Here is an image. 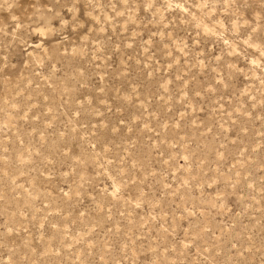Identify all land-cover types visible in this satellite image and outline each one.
I'll use <instances>...</instances> for the list:
<instances>
[{
  "label": "clouds",
  "instance_id": "1",
  "mask_svg": "<svg viewBox=\"0 0 264 264\" xmlns=\"http://www.w3.org/2000/svg\"><path fill=\"white\" fill-rule=\"evenodd\" d=\"M73 47L75 52L71 51ZM109 53L131 61L127 65L129 73L135 68L147 74L145 80L151 77V82L158 85L150 106L167 109L164 98L170 97L177 110L184 108L187 112L194 102L197 111L200 107L205 112L214 109L224 119L227 110L221 109L225 103L229 108L241 103L238 84L242 77L264 99V0H0V114L8 118L7 125H0V132L24 121L27 128H39L50 117L43 107L36 109V103L43 105L41 93H48L52 115L57 117V124L42 129L49 135L48 143L62 144L57 149L60 157L71 161L72 157L63 150L69 146L67 139L79 138L81 132H86L87 138L80 141L83 151L72 167L77 169L76 176L89 167L94 175L78 187L86 196L87 189L96 191L110 178L121 186L122 191L115 197L118 202L130 190L131 170L125 175L122 167L126 165L116 156L111 166L105 162L103 145L90 126L99 115L108 124L96 125V132L105 128L111 134L119 128L107 115L112 109L105 106L101 112L100 102L107 100L110 92H115L114 101L122 102L125 98L121 89L107 81H96L97 73L92 71L107 68L96 61L107 60ZM157 55L159 65L154 59ZM170 61L171 70L165 67ZM117 71L123 82L131 80L130 75ZM116 78L113 73L112 79ZM132 82L144 86L140 79ZM228 97L232 98L230 102ZM26 111H33V116L38 111L39 123L27 117ZM65 115L73 119L65 120L61 130L58 122ZM139 115L141 122H153L157 127L160 124L159 119L145 121L143 111ZM24 135L32 134L25 129ZM97 144L100 151L96 150ZM33 146L44 147L38 139ZM112 148L115 152L114 143ZM48 154L56 158L55 153ZM33 156V167L39 162L58 183L67 182L63 171L45 163L43 153ZM105 169L111 177L106 176ZM230 175L231 179L209 166L207 173L201 170L194 173V178L190 176L185 189V203L206 205L210 216L225 218L230 231H223L219 241L214 233L201 234V217L197 214L196 220L189 221L196 229L195 238L191 231L186 237L192 240L190 248L181 247L183 226L177 220L174 227L169 224L172 232L165 230L157 235L155 244L151 237L139 242L135 254L131 243L123 254L117 245L115 253L109 254L111 264H253V257L258 264H264V181H253L254 186H249L245 177L237 180ZM102 198L115 207L106 188ZM112 235H117L114 230ZM5 255L10 257L8 264H30L39 259L38 253L33 256L23 246L0 254V264Z\"/></svg>",
  "mask_w": 264,
  "mask_h": 264
},
{
  "label": "rangeland",
  "instance_id": "2",
  "mask_svg": "<svg viewBox=\"0 0 264 264\" xmlns=\"http://www.w3.org/2000/svg\"><path fill=\"white\" fill-rule=\"evenodd\" d=\"M75 50V47L71 49L72 52ZM154 59L159 65V55ZM129 63L132 62L111 53L107 60L101 58L96 61L97 65L106 64L107 68L92 69L97 73L95 80L101 83L107 81L121 89L125 99L116 102L115 92H110L109 98L100 102L101 112L105 111V106L112 109L107 115L112 122L118 123V129L111 134L105 128L96 132V125L108 124V120L99 115L90 126L103 145L105 162L111 166L116 162L113 159L116 156L126 165L122 167L125 175L131 170L130 190L125 191L116 202L115 197L122 189L109 178L96 191L87 189L85 196L78 185H83L84 180L94 172L89 167L76 176L77 169L72 164L79 160L83 151L80 141L88 134L81 132L79 138L73 136L67 139L69 146L63 150L72 157L71 161L60 157L57 149L62 144H49V135L42 130L49 124H57V117L52 115V106L48 104L49 95L42 92L43 105L37 102L36 109L43 107L50 119L44 120L39 128H27V121H24L17 122L7 132H0V254L13 247L19 250L23 246L33 256L39 255V259L31 260L30 264H41V261L43 264H111L109 254L115 253L117 245L120 254H123L131 243L135 254L139 242L151 237L155 244L157 235L165 230L172 232L169 224L174 227L177 220L183 226L181 247L190 248L192 240L186 237L191 231L195 238L196 229L189 221L196 220L197 214L201 217V234L214 233V238L219 241L223 231H230L226 220L210 216L206 205L197 207L185 203L189 177L194 178V173L201 170L207 173L211 166L213 172L219 171L229 179L232 178L230 174H234L237 180L245 177L249 186H254L253 181H264V99L253 91L246 78L242 77L238 84L241 103L234 108H229L225 103L221 111L226 109L227 116L221 119L214 109L205 112L200 107L197 111L198 105L194 102L187 112L184 108L177 110L172 106L170 97L164 98L167 109L150 106L152 94L158 85L151 82V77L145 80L147 74L135 68L129 73ZM165 67L171 70V61ZM117 69L130 75L131 80L123 82ZM113 73L117 76L115 80L112 79ZM136 79H140L144 86L132 82ZM231 99L228 97L229 102ZM179 103L180 98H177L176 105ZM140 111L144 112L145 121L159 119V126L153 122H141ZM26 116L39 123L36 119L38 111L35 116L33 111H26ZM72 119L65 115L59 119L58 126L63 130V122ZM7 124L8 118L0 114V125ZM17 127L20 128L19 132L16 131ZM25 129L32 134L30 137L24 135ZM38 131L39 136L36 135ZM36 139L44 147H34ZM30 140L33 142L30 143ZM109 140L116 145L115 152L112 143L107 142ZM95 147L100 151V144ZM49 152L55 153L56 158ZM33 153H43L45 163L63 171L67 182L58 183L52 172L45 170L39 162L33 167ZM216 161H221L226 168ZM105 174L111 177L108 169H105ZM105 188L113 198L115 207L103 200ZM97 223L100 224L99 228L96 227ZM113 230L117 235H112ZM33 244H38L39 248L32 247ZM175 247L173 244L172 248ZM194 251L198 253L199 248ZM161 252L167 254L166 249ZM9 259L5 255L3 264H8ZM253 264H258L255 257Z\"/></svg>",
  "mask_w": 264,
  "mask_h": 264
}]
</instances>
